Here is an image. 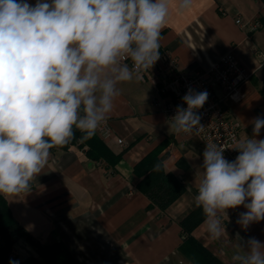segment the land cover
<instances>
[{"label":"clouds","instance_id":"clouds-1","mask_svg":"<svg viewBox=\"0 0 264 264\" xmlns=\"http://www.w3.org/2000/svg\"><path fill=\"white\" fill-rule=\"evenodd\" d=\"M190 7L191 0H180L178 10ZM168 14L169 0H0V195L31 191L50 149L68 144L77 130L84 142L106 126L117 84L138 80L160 58ZM208 95L187 90V107L177 105L168 120L173 134L203 130L198 110ZM251 123L252 138H233L234 160L215 143L203 151L194 204L214 239L226 232L228 209H246L236 220L244 230L264 220V139H256L264 117ZM166 167L159 161L152 171ZM231 262L264 264V242L238 243Z\"/></svg>","mask_w":264,"mask_h":264},{"label":"crops","instance_id":"crops-1","mask_svg":"<svg viewBox=\"0 0 264 264\" xmlns=\"http://www.w3.org/2000/svg\"><path fill=\"white\" fill-rule=\"evenodd\" d=\"M179 3L169 0L159 51L177 58L187 73L206 71L233 51L253 76L242 85L241 99L227 101L226 109L239 125L241 138H252L251 121L264 117V68H260L264 0H191V7L183 12L178 10ZM238 19L259 21L262 28L250 33L236 24ZM117 88L120 95L108 119L113 136L102 139L120 157L117 164L90 159L89 146L50 150L45 168L30 182L31 191L6 198L13 215L43 244H64L78 264H198L188 249L183 250L188 234L182 222L198 209L194 196L202 176L204 148L198 141L172 133L165 116L167 98L151 80L133 79L118 83ZM256 139H264V129ZM163 143L167 146L160 157L167 162L166 171L185 186L166 210L154 206L137 189L140 178L134 173L135 166ZM244 211L242 205L227 210L228 217L222 216L226 232L220 239L209 235L204 220L190 235L221 264H232L238 243L249 237L264 242V220L247 230L236 223ZM25 242L29 256L37 257L35 248Z\"/></svg>","mask_w":264,"mask_h":264},{"label":"built area","instance_id":"built-area-1","mask_svg":"<svg viewBox=\"0 0 264 264\" xmlns=\"http://www.w3.org/2000/svg\"><path fill=\"white\" fill-rule=\"evenodd\" d=\"M236 24L250 33L257 32L262 28L259 21L244 22L238 19ZM127 62L131 64L130 60ZM260 68H264V56L261 57ZM252 76L253 73L249 72L237 59L233 51L211 65L208 70L196 73L185 72L177 58L168 51H160V58L151 69L142 71L140 79L144 82L151 80L157 87L159 94L167 98L165 108L167 121L175 115L177 105L187 107L186 104H183L182 97L189 88L196 91L206 90L209 94L208 99L203 107L198 110L202 117L203 130L194 131L190 135H183L198 141L204 149L209 143L224 147L223 155L227 160L232 161L239 154L237 150L232 149L236 146L233 138L236 140L243 139L239 125L226 109V102L230 100L239 101L242 85L250 81ZM97 134L105 141L113 136L109 121H107L106 126L97 131ZM117 143L124 145L122 139H117Z\"/></svg>","mask_w":264,"mask_h":264},{"label":"trees","instance_id":"trees-1","mask_svg":"<svg viewBox=\"0 0 264 264\" xmlns=\"http://www.w3.org/2000/svg\"><path fill=\"white\" fill-rule=\"evenodd\" d=\"M80 136L81 133L77 130L75 138L68 144L53 149L69 150L78 144L79 147L89 146L87 156L94 161H106L109 165L115 166L120 160L119 156H114L111 153L97 133L84 142H80ZM166 146L167 143H163L134 168L135 175L140 178L137 189L147 195L153 205L161 210H166L185 192V186L181 180L167 172L165 168L160 172L152 171L153 165L162 161L160 155ZM204 218L202 210L198 208L195 213L182 222L183 230L188 234L184 238L183 250L188 249L192 260L198 264H221L216 257L207 252L190 235L193 228L200 224ZM21 239H25L35 248L37 257L30 256L19 264H78L71 251L64 244L45 245L33 236L14 217L7 199L0 195V264H9V261L13 260L10 253Z\"/></svg>","mask_w":264,"mask_h":264},{"label":"rangeland","instance_id":"rangeland-1","mask_svg":"<svg viewBox=\"0 0 264 264\" xmlns=\"http://www.w3.org/2000/svg\"><path fill=\"white\" fill-rule=\"evenodd\" d=\"M46 240H48L49 237H44ZM25 240V239H24ZM26 241V240H25ZM25 241H22L21 243H17L14 247L13 250L10 253V257L15 260V261H23L25 258L30 257V252L27 251V244ZM20 253V254H19Z\"/></svg>","mask_w":264,"mask_h":264}]
</instances>
